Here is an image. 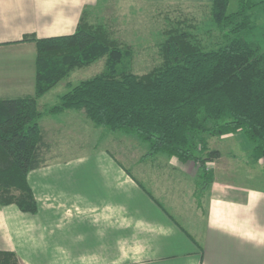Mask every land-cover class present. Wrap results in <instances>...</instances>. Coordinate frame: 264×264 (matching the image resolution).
<instances>
[{"label": "crops", "instance_id": "1", "mask_svg": "<svg viewBox=\"0 0 264 264\" xmlns=\"http://www.w3.org/2000/svg\"><path fill=\"white\" fill-rule=\"evenodd\" d=\"M98 1L0 0V99L34 95L35 46L22 39L72 34L84 9ZM143 1L208 8L212 2ZM46 94L37 98L38 105ZM77 112L51 113L40 125L54 134L66 115L77 113L85 121ZM218 138L244 149L252 165L264 171L243 133ZM43 139L46 154L49 144ZM208 147L219 157L211 162V183L196 189V201L181 190L183 184L191 190L202 178L193 161L162 153L132 157L128 162L137 175L98 148L52 158L44 154L45 164L26 176L37 211L0 206V251L14 252L20 264H264V188L225 180L234 158L228 160L209 140Z\"/></svg>", "mask_w": 264, "mask_h": 264}, {"label": "trees", "instance_id": "2", "mask_svg": "<svg viewBox=\"0 0 264 264\" xmlns=\"http://www.w3.org/2000/svg\"><path fill=\"white\" fill-rule=\"evenodd\" d=\"M236 1L231 12L230 0L210 4L219 43L203 48L183 32L170 35L161 45V64L144 75L123 63L130 50L120 49L104 26L86 20L88 8L72 34L24 37L35 46V90L33 96L0 99V206L37 211L26 179L46 162L37 98L102 57L104 70L71 86L48 113L82 111L94 126L134 134L148 144L146 156L162 153L198 163L208 184L212 174L205 163L219 157L208 147V135L241 132L254 160L264 162V27L252 16L264 10V0ZM0 264L20 262L5 250Z\"/></svg>", "mask_w": 264, "mask_h": 264}, {"label": "rangeland", "instance_id": "3", "mask_svg": "<svg viewBox=\"0 0 264 264\" xmlns=\"http://www.w3.org/2000/svg\"><path fill=\"white\" fill-rule=\"evenodd\" d=\"M235 7V1L230 0L228 12L234 11ZM261 8L264 9V5ZM86 16L89 23L104 26L107 36L120 49L130 50V55L125 57L123 63L137 75H144L161 64V45L170 35L183 32L187 35V39L200 44L203 48L213 47L221 40V33L211 22L210 9L207 6L163 5L145 3L143 0H99L96 5L88 7ZM252 16L257 17V25L264 27V10L256 12V15ZM104 68L105 57H102L88 66L75 69L54 90L48 92L40 100L38 109L42 115L38 123L43 137L49 144L45 156L52 158V155H76L98 148L122 159L128 167L127 172L132 171L138 175V169L133 167L134 164L130 166L133 162L129 163L128 161L129 159L132 161V157L137 160L146 155L149 146L147 143L140 141L134 134L94 126L86 117H83L85 121H82V117L77 114V111L76 115L64 116L62 118L64 127L54 134L48 133V130L46 132L43 125H40V122L51 116L49 115L51 113L47 112L48 107H50L48 104L56 102L58 94L66 92L71 86L80 81L95 76L102 72ZM41 104H46V107L44 108ZM52 135H56V137L53 136L50 139ZM234 139L237 140V138L232 140ZM206 140L207 144L209 140L212 145L220 148L228 160L234 158V164L236 165L233 169L227 171V174L223 177L225 180L235 184L264 188V171L256 165H252L244 149L234 148L231 146L232 142L230 143V140L221 141L218 136L208 135ZM246 141L248 140L246 139ZM247 143L251 144L249 141ZM232 153L236 156L230 155ZM203 155L204 153L201 154V157ZM211 162L213 161L206 162L205 168L208 173L212 174V180L214 177L212 167H215V165ZM202 175L203 172L200 169V177ZM207 184L202 178H198L197 186L190 184L191 190H186L183 184L181 190H183V194L187 192L186 195L188 194L190 198L196 201V189L205 188Z\"/></svg>", "mask_w": 264, "mask_h": 264}]
</instances>
